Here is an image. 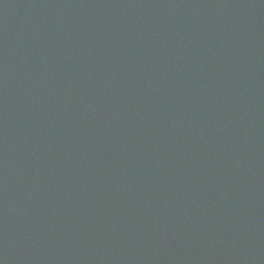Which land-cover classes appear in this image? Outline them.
I'll return each mask as SVG.
<instances>
[{"label":"water","instance_id":"1","mask_svg":"<svg viewBox=\"0 0 264 264\" xmlns=\"http://www.w3.org/2000/svg\"><path fill=\"white\" fill-rule=\"evenodd\" d=\"M0 264H264V0H0Z\"/></svg>","mask_w":264,"mask_h":264}]
</instances>
